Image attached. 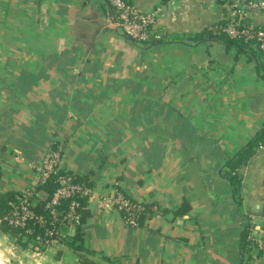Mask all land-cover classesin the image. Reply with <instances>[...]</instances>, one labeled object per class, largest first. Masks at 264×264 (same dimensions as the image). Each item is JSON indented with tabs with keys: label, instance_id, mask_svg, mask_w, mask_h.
I'll use <instances>...</instances> for the list:
<instances>
[{
	"label": "crops",
	"instance_id": "obj_1",
	"mask_svg": "<svg viewBox=\"0 0 264 264\" xmlns=\"http://www.w3.org/2000/svg\"><path fill=\"white\" fill-rule=\"evenodd\" d=\"M128 1L162 6L157 39L123 35L106 0H0V190H36L35 165L61 143L63 167L92 181L83 256L264 264V144L240 169L239 202L224 176L264 130V74L256 58L204 34L235 0ZM247 19L264 28V7ZM117 192L161 210L129 226L111 203ZM184 200L190 211L176 215ZM246 224L263 247L244 258ZM31 251L37 264L81 260L65 242Z\"/></svg>",
	"mask_w": 264,
	"mask_h": 264
},
{
	"label": "built area",
	"instance_id": "obj_2",
	"mask_svg": "<svg viewBox=\"0 0 264 264\" xmlns=\"http://www.w3.org/2000/svg\"><path fill=\"white\" fill-rule=\"evenodd\" d=\"M106 1L113 9V25L123 35L138 43H147L159 37L157 28L159 17L163 10L162 6L145 10L128 0ZM232 7L230 24L223 30L233 38L256 39L259 48L264 50V30L256 29L252 23L242 26V21L247 18V10L253 7L263 8L264 1L235 0ZM63 165V144L57 143L55 146H50L35 167L40 173L42 184L52 175H56L59 183L58 188L52 197H47L46 199H40L36 194V190L22 193V195L17 197V201H13L11 211L6 217L9 224L22 229V242L37 252L43 251L53 244L64 242L67 232L61 230L62 226L69 229L82 224V206L77 198H90L92 193V188L74 181L76 174L66 170ZM112 198L111 203L122 213L125 223L129 226L137 227V216L139 213L145 212V203L138 201L133 203L122 192H117ZM65 199L70 201L69 205L59 209V205ZM41 202L44 203L43 208L48 211V215L34 212L33 207ZM160 210L158 205L152 204L153 214L158 213ZM35 226L43 229V233H36ZM256 244L258 248L263 247L261 240Z\"/></svg>",
	"mask_w": 264,
	"mask_h": 264
},
{
	"label": "trees",
	"instance_id": "obj_3",
	"mask_svg": "<svg viewBox=\"0 0 264 264\" xmlns=\"http://www.w3.org/2000/svg\"><path fill=\"white\" fill-rule=\"evenodd\" d=\"M232 17V16H231ZM231 17L228 20H224L220 22L219 24L215 25V27L204 34L208 35L209 37H216L220 39L226 47L232 48L234 47L238 54H248L249 59L256 58L259 61V69L263 71L264 74V50H261L258 46V42L256 39H247L245 37H230L223 29L230 24ZM254 24L253 22L249 21L247 18L242 21L243 25L248 24ZM221 24V25H220ZM255 25L256 29H262L264 28L259 25ZM264 144V130L257 135V137L250 142L249 146L245 149H243L239 154H237L235 157L230 159L227 163L226 170L224 172V176L227 178V180L230 182V185L232 187V194L234 198L237 199V202H239V193L241 189V173L240 169L241 167L246 163V161L249 159V157ZM57 145V142H54L52 146ZM63 172V171H61ZM1 178L2 173L0 171V185H1ZM74 181L77 183L84 184L90 188H92V181L89 174H76L74 177ZM58 181L57 176L52 175L49 177V179L39 185L36 188L37 191H42L48 194V198L52 197L55 190L58 188ZM22 195L21 193L15 192V191H7L3 192L0 190V230L2 233L9 235L10 237L16 239V241L19 244V246H22L24 248H27L28 245L26 243L22 242V235L23 231L20 228L13 227L11 224H9L8 220L6 219L7 215L11 211V204L13 201H17V197ZM129 198V197H128ZM133 203H136L137 201L129 198ZM77 200L81 203L82 209V224L78 225L76 227V234L73 237H66L64 242L74 247L77 251L80 252V264H98L92 259H89L82 255L83 251H88V249L84 245V224L87 221V218L90 215V211L88 209V201L89 198L87 197H78ZM69 200L65 199L61 202V205H59V209L65 208L67 205H69ZM153 204V203H152ZM152 204L145 203L146 210L145 212L139 213L137 216L138 226H144L145 221L148 217H151L152 212ZM44 203L41 202L33 207V210L36 214H44L48 215V211L43 208ZM191 205L187 200H184L182 205L176 210V215H183L186 214L188 211H190ZM35 232L38 234L43 233V229L37 228L36 226ZM253 227L251 225L246 224L245 227L242 230L241 233V253L243 257L245 258L247 255L250 254V251L257 247V242L252 237V231ZM62 231L67 232V228L62 226ZM260 249V248H258Z\"/></svg>",
	"mask_w": 264,
	"mask_h": 264
},
{
	"label": "rangeland",
	"instance_id": "obj_4",
	"mask_svg": "<svg viewBox=\"0 0 264 264\" xmlns=\"http://www.w3.org/2000/svg\"><path fill=\"white\" fill-rule=\"evenodd\" d=\"M19 244L20 243H18L16 239L2 233L0 230V254L3 256L4 260L10 264L39 263L38 258L30 256L31 254H34L31 251L32 248L27 247V249H25L24 247L19 246Z\"/></svg>",
	"mask_w": 264,
	"mask_h": 264
},
{
	"label": "bare ground",
	"instance_id": "obj_5",
	"mask_svg": "<svg viewBox=\"0 0 264 264\" xmlns=\"http://www.w3.org/2000/svg\"><path fill=\"white\" fill-rule=\"evenodd\" d=\"M0 264H10V263L4 260L3 256L0 254Z\"/></svg>",
	"mask_w": 264,
	"mask_h": 264
}]
</instances>
